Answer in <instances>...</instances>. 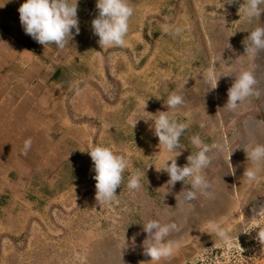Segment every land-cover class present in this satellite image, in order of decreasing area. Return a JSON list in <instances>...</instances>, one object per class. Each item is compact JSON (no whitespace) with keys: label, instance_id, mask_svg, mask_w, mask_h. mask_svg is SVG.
<instances>
[{"label":"rangeland","instance_id":"1","mask_svg":"<svg viewBox=\"0 0 264 264\" xmlns=\"http://www.w3.org/2000/svg\"><path fill=\"white\" fill-rule=\"evenodd\" d=\"M130 4L135 11L127 47L103 50L91 24L85 25L80 39L70 38L64 48L56 47L65 84L72 86L63 90L68 114L85 132H70L62 142L56 138L53 148L44 142L48 151L38 154L33 168L24 169L15 188L0 187V264H149L141 224L149 219L178 225L169 236L178 249L164 264H264V243L257 238L256 226L264 231V180L251 189L232 183L233 214L217 219L231 229V236L218 240L205 232L211 219L204 207L208 200L197 196L184 202L181 194L190 185L182 181L168 188L167 173L157 172L150 163L158 167L163 155L173 154L162 148L158 153L154 132H142L144 119L153 125L149 117L167 111L163 102L172 92L185 97L177 115L190 123L181 143L194 134L199 122L206 124L207 115L212 117L207 110L212 90L205 84L209 70L221 75L216 93L242 70L263 83L264 50L249 57L245 48L248 30L264 26V10L247 23L239 9L243 0L223 7L222 0H130ZM97 14L95 6L92 17ZM164 26L181 31L165 34ZM220 53L221 60L214 63ZM228 72L232 74L224 75ZM192 112L196 121H190ZM234 135L232 141L233 135L225 138L227 147L215 153V161L238 162L245 156L244 132ZM97 145L111 147L130 163L116 189L117 202L109 205L95 199L88 150ZM181 153L186 157L183 148ZM136 172L142 176L141 188L129 190L127 179ZM205 176L213 185V176Z\"/></svg>","mask_w":264,"mask_h":264},{"label":"clouds","instance_id":"2","mask_svg":"<svg viewBox=\"0 0 264 264\" xmlns=\"http://www.w3.org/2000/svg\"><path fill=\"white\" fill-rule=\"evenodd\" d=\"M7 2L8 0H0V8ZM225 3L231 5L234 0H222V7ZM95 6L98 14L91 21V28L93 34L99 38L97 41L99 46L103 50L127 47L126 37L129 32V22L135 11L130 0H96ZM239 9H242L245 21L252 23L253 20L259 18L261 11L264 10V0H243ZM18 13L24 33L44 46L55 45L62 49L65 47L66 40L70 38V30L75 29L76 33L79 32L77 0H23V3L18 7ZM162 31L165 34L177 35L181 29L170 30L169 26H164ZM248 33L245 53L249 57H254L258 52L264 50V26L257 25L251 31L248 30ZM220 60L221 53L214 63H219ZM228 74L232 73L228 72L224 75ZM220 76L214 70H209L205 76L206 90H214ZM256 84L257 80L251 71H240L227 90V101L224 107L229 112H236L247 98L259 95ZM163 103L167 106V111H160L158 115L154 114L149 117L153 121L151 130L158 138L160 149L158 153L162 148L164 153L173 155H163L158 167L155 163L150 164L154 165L157 172L167 173L168 188L180 181L190 185L181 194L184 202L194 201L197 196L207 200L215 199V192L210 181L204 175V171L213 160V156L210 155L212 148L215 147L217 152H222L223 146L219 144L210 146L201 139L199 134H193L189 140L191 146L197 150L187 156V164L179 166L175 157H178L180 149L185 147L181 143V137L190 127L189 122L179 120L177 115V110L185 104V97L177 92H172ZM143 109H145V103ZM136 122L137 119L132 122V128ZM205 126L204 121L198 124L201 129ZM30 147L31 140H25L22 154L27 155ZM245 152L248 163L243 177L246 187L251 189L264 180V143H252ZM88 155L91 158L94 172L92 178L95 181L96 201L99 205L116 203V189L124 181V173L130 167L129 160L125 155L117 154L111 147L103 145L92 147L88 150ZM141 179L142 176L139 172L131 174L127 179L126 187L133 191L139 190ZM141 224L143 231L147 234V238L143 241V253L150 257L149 264H164L165 261L173 258L178 245L169 239V236L179 230L177 223L172 220L162 223L157 219H149ZM256 226L259 228L257 238L261 243H264V231H260V225ZM205 232L214 235L221 241L229 240L231 236V229L220 220H209Z\"/></svg>","mask_w":264,"mask_h":264},{"label":"crops","instance_id":"3","mask_svg":"<svg viewBox=\"0 0 264 264\" xmlns=\"http://www.w3.org/2000/svg\"><path fill=\"white\" fill-rule=\"evenodd\" d=\"M21 3L23 0H8L0 8V187L9 186L11 190L24 174V169L29 170L38 162V154L48 151L42 147L44 142L47 147L53 148L56 138H61L62 142L70 138V132H85L68 114V101L63 90L72 86L65 84L56 46L39 44L24 33L18 13ZM95 4L96 0H77L79 32L70 30V38L80 39L78 35L94 18L92 10ZM232 83H222L221 92L212 90L207 107L212 117L209 119L207 115L205 128L196 129L194 134H199L202 140L205 138L210 146L223 142V153L227 147L225 138L233 135L232 141L235 132H244L246 139L241 146L246 156L245 150L250 144L264 143V82L256 84L258 96L247 98L236 112H229L224 105ZM194 118L192 112L190 121H196ZM142 121L143 118L139 122ZM151 128L152 124L144 119L142 132H149L150 135L153 132ZM189 138L182 141L186 157L183 152L175 157L179 166L187 164V156L197 150L191 146ZM28 139L31 140V147L27 155H23V144ZM215 153L219 152L213 147L210 155L214 158ZM245 156H239L238 162L225 159L217 162L213 159L204 171L214 180L212 189L215 199L208 200L204 206L206 217L210 220L233 213L232 183L245 184L243 172L248 163Z\"/></svg>","mask_w":264,"mask_h":264}]
</instances>
